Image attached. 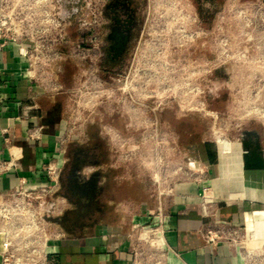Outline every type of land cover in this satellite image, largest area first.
Listing matches in <instances>:
<instances>
[{"label":"built area","instance_id":"1","mask_svg":"<svg viewBox=\"0 0 264 264\" xmlns=\"http://www.w3.org/2000/svg\"><path fill=\"white\" fill-rule=\"evenodd\" d=\"M102 4L103 0H0V51L16 48L18 56L25 62L20 74L25 77L31 90L27 100L17 101L21 110L19 120L37 118L40 110L36 102L38 95L67 94L68 89L59 79V65L74 57L82 59L81 66L87 60L86 53L79 47L80 36L99 21ZM262 9L261 5L260 18L264 23ZM92 14L93 19L90 17ZM162 25L169 23L162 22ZM183 31L182 73L175 78L174 84L182 85L186 90L182 107L191 111L189 114L194 112L195 116L199 114L203 117V77L205 73L217 69L218 62L214 64L212 61L210 65L209 62L193 59L196 52L189 51L192 45L188 44L189 41L206 42L210 31L199 29L191 34L187 28ZM218 32L219 23L215 21L211 36L215 34L217 46ZM193 50H197V45ZM184 56L190 62L185 64ZM167 64L164 62L162 68L168 71L164 73L166 76L169 73ZM80 69L85 78L83 67ZM2 84L0 78V108L6 99L1 92ZM83 88L84 81L81 87L70 89L72 101L67 105L60 130L55 136V151L61 156L51 158L43 165L44 180L34 183L23 174L18 158L0 156V178L8 174L16 176L14 186L0 188V264H58L51 257L50 246H58L63 232L50 219L46 205L57 196L60 188L66 144L75 117L73 99L75 94L83 93ZM164 101V96L157 97L153 107L154 117L140 112L135 121L140 132L138 136L114 135L113 138L118 149L119 164L125 170L133 169L134 175L130 173L129 178H139L140 175L145 178L148 196L153 202L151 207L140 208L132 215L130 264H173L176 253L169 242L173 231L171 210L177 196L176 186L187 182L199 186L201 216L209 219L201 230L204 242L208 245L226 243L240 251V227L218 217L220 197L207 184L210 164L201 157L198 165L193 166L188 161L186 150L178 146V133L164 117ZM43 129V125L35 124L28 129L25 138L41 140ZM0 137L7 147L14 139L9 128L3 127L1 122Z\"/></svg>","mask_w":264,"mask_h":264},{"label":"crops","instance_id":"2","mask_svg":"<svg viewBox=\"0 0 264 264\" xmlns=\"http://www.w3.org/2000/svg\"><path fill=\"white\" fill-rule=\"evenodd\" d=\"M25 62L18 56L15 47L0 51L1 92L5 96L0 108V122L9 128L13 141L9 147L0 137V156H15L22 164V172L34 183L45 179L43 165L51 158L61 156L55 151V136L66 114L63 93L40 94L36 102L40 106L34 120H19L20 107L17 101L27 100L31 94L28 82L20 71ZM43 125L41 140L26 139L33 125ZM67 147V146H66ZM66 159V154L64 155ZM116 174V173H115ZM98 182V192L89 204L86 217L79 218L74 212L75 204L69 203L62 188L50 200L46 208L50 219L58 221L62 211L66 225L58 246H50L51 257L58 264H130V240L133 213L151 207L144 177L116 180L114 172H103ZM219 176L217 165L209 166L207 184L219 197L224 194L216 184ZM16 183L15 174L0 178V188L8 189ZM177 196L172 208V227L169 242L176 255L173 264H246L239 249L226 243L208 245L201 230L209 219L201 216L200 188L193 182L176 186ZM261 200V199H260ZM251 201L264 205L263 201ZM252 204L244 200L218 204L219 216L235 225L263 223L264 210L252 211ZM254 212V213H253Z\"/></svg>","mask_w":264,"mask_h":264},{"label":"flooded vegetation","instance_id":"3","mask_svg":"<svg viewBox=\"0 0 264 264\" xmlns=\"http://www.w3.org/2000/svg\"><path fill=\"white\" fill-rule=\"evenodd\" d=\"M149 1L103 0L99 21L78 40L87 57L82 64L84 88L83 93L75 94L73 99L75 117L60 174V189L68 202L75 204L74 212L79 218L86 217L90 211L89 202L98 192L103 172H114L116 180H129L130 173L134 175L132 168L125 170L119 164L113 138L114 135L138 136L135 121L140 112L154 117L157 97L164 96V117L175 130L177 121L187 124L189 113L182 107L186 90L172 83L170 74H164L167 71L156 59V23L144 18ZM183 61L190 62L185 56ZM81 96L84 99H79ZM195 125L196 135H201L203 124L199 114ZM176 132L181 137L187 131ZM243 141L250 148L258 143L263 147L257 132H247ZM238 144L243 163L242 143ZM248 171L242 169L243 178L257 180L264 187V180ZM64 213L62 211L58 221L52 220L60 229L66 225Z\"/></svg>","mask_w":264,"mask_h":264},{"label":"rangeland","instance_id":"4","mask_svg":"<svg viewBox=\"0 0 264 264\" xmlns=\"http://www.w3.org/2000/svg\"><path fill=\"white\" fill-rule=\"evenodd\" d=\"M261 5L264 10V0H150L144 14L145 19L156 23L154 27L156 59L161 68L164 62L168 63L167 75L170 74L172 83L182 73L180 63L183 53L181 51L183 30L187 28L189 34L199 29L210 31L206 42H188L192 43L189 51L196 52L193 59L209 62L210 65L212 61L214 64L218 62V68L205 73L203 77L205 111L202 117V134L196 135L194 112L189 114L187 124L176 120L178 123L176 131L183 132L185 129L187 131L185 134L182 133L177 143L182 150H186L188 161L193 166L200 163L198 144L200 147L203 143L213 146L219 170L216 184L224 189V194L220 196L221 204L244 200V197L234 195L239 193L241 187L236 188L233 182L228 183L224 179L229 176L227 174L229 164L225 156L218 160L217 143L227 155L228 152L223 148L225 144L242 143L244 135L253 131L261 136L264 148V122L257 114L264 110V23L260 18ZM90 17L93 19L94 15ZM215 21L219 23L218 46L215 34L211 36L212 30L215 29ZM162 22L169 25L164 26ZM196 45L197 50H193ZM190 56L192 58V55ZM81 62L82 59L74 57L59 65V79L65 89H68L67 94L70 93V89H77L83 83ZM66 67L71 69L68 78H64L62 73ZM67 94L62 95L66 109L68 103L72 101L71 93L69 101ZM244 180L247 183L243 187L248 191L251 185L248 179ZM262 197L258 200L264 202ZM246 200L252 204L250 200ZM255 210H264V205L255 203L252 211ZM242 223L238 225L240 227L238 247L245 263L264 264V243L251 254L248 253L246 223Z\"/></svg>","mask_w":264,"mask_h":264},{"label":"bare ground","instance_id":"5","mask_svg":"<svg viewBox=\"0 0 264 264\" xmlns=\"http://www.w3.org/2000/svg\"><path fill=\"white\" fill-rule=\"evenodd\" d=\"M259 117L264 122V110H261L257 113ZM223 147V146H222ZM225 151L228 152L227 155H225L224 151L221 150V145L217 143V154H218V160L222 158V156H225L227 163L229 164V170L227 174L229 175L228 178L225 177L226 181L228 183H234L236 188L239 189L238 195L241 197H244L251 201H257L262 196L264 197V187L260 184L259 181L255 180H249V184L251 185L250 190L246 191L244 189V184L247 183L243 178L242 169L244 171H247L243 168V163H241V159L239 157L240 155V146L239 144H225L223 147ZM224 154V155H223ZM253 172L257 175L259 179L262 181L264 180V171H248ZM262 197V198H263ZM243 200V199H242ZM246 234L248 237L247 241V251L248 253H252L255 251L256 248L260 247V244L264 243V224L263 223H249L246 224ZM246 255V254H245ZM248 256V254H247Z\"/></svg>","mask_w":264,"mask_h":264},{"label":"water","instance_id":"6","mask_svg":"<svg viewBox=\"0 0 264 264\" xmlns=\"http://www.w3.org/2000/svg\"><path fill=\"white\" fill-rule=\"evenodd\" d=\"M243 148V168L250 171H264V148L260 143L255 147H248L245 141H242Z\"/></svg>","mask_w":264,"mask_h":264},{"label":"trees","instance_id":"7","mask_svg":"<svg viewBox=\"0 0 264 264\" xmlns=\"http://www.w3.org/2000/svg\"><path fill=\"white\" fill-rule=\"evenodd\" d=\"M70 71L71 69L69 67L64 68V70L62 71L64 78L69 77L71 73ZM198 156L201 157L204 161L208 162L210 165L217 164L216 151L214 150L213 146L209 143H203L201 147L198 144Z\"/></svg>","mask_w":264,"mask_h":264}]
</instances>
